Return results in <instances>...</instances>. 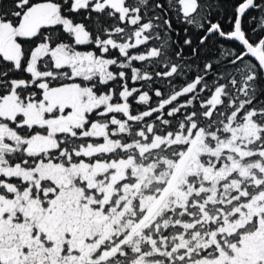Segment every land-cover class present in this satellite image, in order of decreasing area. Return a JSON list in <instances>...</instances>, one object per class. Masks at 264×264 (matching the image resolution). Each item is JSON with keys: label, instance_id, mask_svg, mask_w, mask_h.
<instances>
[{"label": "snow or ice", "instance_id": "obj_1", "mask_svg": "<svg viewBox=\"0 0 264 264\" xmlns=\"http://www.w3.org/2000/svg\"><path fill=\"white\" fill-rule=\"evenodd\" d=\"M0 264H264V0H0Z\"/></svg>", "mask_w": 264, "mask_h": 264}]
</instances>
